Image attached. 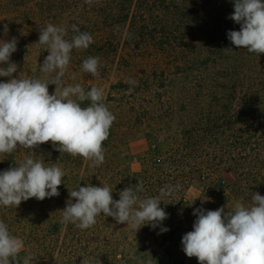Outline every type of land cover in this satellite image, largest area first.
Returning a JSON list of instances; mask_svg holds the SVG:
<instances>
[{
	"label": "trees",
	"instance_id": "trees-1",
	"mask_svg": "<svg viewBox=\"0 0 264 264\" xmlns=\"http://www.w3.org/2000/svg\"><path fill=\"white\" fill-rule=\"evenodd\" d=\"M201 1L91 0L89 4L85 0H0V40L17 37V51L12 54L11 61L20 65L24 78L55 76V73L47 76L41 73L40 65L49 53L44 45L36 44L38 27L48 23L65 28V39L70 40L74 35L71 30L73 23L93 37V43L87 49L72 50L66 73L82 72L90 79H103L116 66L115 71L124 74L104 93L103 102L115 120L107 140L103 142L105 160L102 165L92 167L90 161L80 156L61 154L51 142L40 145L35 152L18 148L0 164L3 171L16 166L25 156H32L43 160L45 166L54 163L66 173L64 183L59 186L58 197L43 201L30 198L17 208L3 209L7 216L4 223L10 234L18 235L24 245L18 256L19 264L28 254L36 257L34 264H129L139 262L145 255L148 248L145 239L160 233L159 227L152 229L144 225L134 229L126 224H117L112 217L103 214L85 230L71 222L61 223L69 191L76 190L78 185L106 184L112 190L113 199L118 200L119 192L135 185L138 180L144 185V191L139 193L141 198L159 195L164 185L179 184V190L164 198L167 204L161 202L160 205L169 214L162 226L169 227L175 214L185 210L183 195L190 182L195 178H210L207 172H201L200 167L208 170V164L216 166L226 161H237L242 159L245 150H251L257 157L264 155V127L258 125L251 115L248 117L243 108L224 105L221 110L197 112L196 118L186 127L176 123L175 126L167 124L155 128L156 123L149 122L150 112L154 114L153 109L150 111L146 107L153 103L148 100L151 96L149 90H153L159 99V90L171 87V75L165 69H156L151 74L146 71L134 74L136 59L150 54L151 50L157 51L171 56L172 68L184 72L185 63L181 66L175 59L178 52H183L184 46L173 29L165 24L164 18L171 15L175 20L179 18L182 24H188L193 21L197 13L195 7ZM4 24L9 28L7 34L3 31ZM220 47L224 48L223 45ZM119 51L121 55L118 57ZM90 56L99 57L96 76L82 70L83 61ZM197 71L199 83L207 82L208 76L202 79L203 71L199 68ZM62 80L66 86V74ZM130 80L135 83H129ZM2 81L6 82V79L2 78ZM81 86L88 91L94 85L86 79ZM48 87L52 94L55 85ZM89 103L84 101L82 106ZM184 110L181 106L180 113ZM124 111L126 114L123 115ZM163 115L173 116L169 113ZM124 117L127 118V126L122 125ZM172 121L173 117H170L169 123ZM136 127L145 131L149 141L148 148L140 155L139 171L132 170L120 152L126 134ZM217 184L222 185L221 180Z\"/></svg>",
	"mask_w": 264,
	"mask_h": 264
},
{
	"label": "clouds",
	"instance_id": "clouds-1",
	"mask_svg": "<svg viewBox=\"0 0 264 264\" xmlns=\"http://www.w3.org/2000/svg\"><path fill=\"white\" fill-rule=\"evenodd\" d=\"M91 3V0H85ZM234 12L230 19L240 25L229 30L227 37L237 49L244 48L258 55L264 53V0H233ZM74 35L65 39L66 29L53 25L39 26L36 44L44 45L49 53L40 65L41 73L51 78H22L14 76L18 66L11 61L17 51L18 39L0 40V154H11L18 148L33 152L40 145L51 142L56 151L80 156L98 167L105 160L103 142L107 140L114 114L103 102V90L92 87L86 91L80 84L65 86V76L73 49H87L93 43L88 31L73 23ZM3 31L8 33L7 24ZM232 52V48L224 49ZM99 57H88L82 70L98 75ZM134 84L135 81H129ZM55 91L49 93V85ZM90 101L83 107L82 102ZM65 171L43 160L25 156L16 166L0 171V205L16 208L30 198L43 201L58 197L59 186L64 183ZM180 185H164L159 195L141 198L143 181L127 186L115 200L108 185L79 186L69 191L62 210L61 223L71 222L81 230L96 223L103 214L117 224L139 229L149 225L169 231L162 226L169 214L162 208L165 197H171ZM226 195V194H225ZM228 209V208H227ZM193 230L182 237V250L189 258L196 257L199 264H264V196L253 193L250 205L237 200L232 208L221 206L216 210L195 208ZM159 234V233H158ZM24 247L18 237L10 234L8 226L0 221V264H19L18 256ZM35 256L25 255L22 264H34Z\"/></svg>",
	"mask_w": 264,
	"mask_h": 264
},
{
	"label": "rangeland",
	"instance_id": "rangeland-1",
	"mask_svg": "<svg viewBox=\"0 0 264 264\" xmlns=\"http://www.w3.org/2000/svg\"><path fill=\"white\" fill-rule=\"evenodd\" d=\"M195 8L197 13L193 21L185 25L179 18L175 20L171 15L168 19L164 18L165 24L173 29L184 46L183 52H178V57L175 58L181 66L185 63L184 72L172 68L171 56L157 51L151 50L150 54L136 59V67L132 71L134 74L143 71L151 74L156 69H165L171 75V87L159 90V99L153 90H149L151 96H148V100L153 103L146 107L154 112H150L149 122L156 123L155 128L165 127L167 124L175 126L176 123L186 127L196 118L197 112L203 114L207 109L221 110L225 105L227 108H243L248 117H254L258 125L264 127V53L258 55L244 48L237 49L229 41L227 32L240 29V25L229 18L234 12L233 0H202ZM226 48H232L233 51L227 52L224 50ZM120 55L119 51L118 57ZM168 58L171 59L166 60ZM117 62L118 58L115 60ZM17 66L18 70L13 75L24 78L20 65ZM198 68L201 71L206 69L201 77L204 79L208 76L207 82L199 83ZM115 69L116 66H113L103 79H90L82 72H68L66 86L82 85L89 79L93 87L102 89L106 94L110 84L115 83L118 77H124V74ZM2 78L6 81L8 79L0 77L1 82ZM157 101L161 102L156 104ZM181 106L185 109L182 113ZM163 113L173 116L165 117ZM170 117H173V121L169 123ZM122 123L123 126L126 125L127 118H122ZM148 146L144 130L139 127L130 130L120 151L123 161L132 170L139 171L140 155ZM7 156L8 154H0V164L6 162ZM262 158L264 155L257 157L251 150H245L242 159L237 161H226L216 166L208 164V170L200 167L201 172H207L210 178H195L190 182L183 195L185 210L175 214L170 226L166 227L169 231L147 236L145 243L148 248L145 255L139 262L129 264H199L196 257L189 258L185 255L181 243L183 235L193 230L196 219L192 214L193 210H216L225 206L227 211L237 200L246 206L250 205L253 193L264 196ZM239 174L243 176L240 177ZM219 180L222 182L220 186L217 184ZM4 208L5 206L0 205V221L3 222L7 218ZM16 237L21 239L18 235Z\"/></svg>",
	"mask_w": 264,
	"mask_h": 264
}]
</instances>
